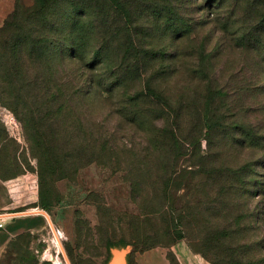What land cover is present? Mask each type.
Here are the masks:
<instances>
[{"label": "rangeland", "instance_id": "obj_1", "mask_svg": "<svg viewBox=\"0 0 264 264\" xmlns=\"http://www.w3.org/2000/svg\"><path fill=\"white\" fill-rule=\"evenodd\" d=\"M127 1L129 15L107 0H56L45 14L55 29L15 22L23 36L37 30L66 45L61 54L50 44L59 54L40 76H9L0 50V214L44 201L63 234L58 246L45 219L12 237L0 264H55L48 251L64 264H105L108 240L122 239L132 258L162 249L181 264L171 248L183 241L206 264H264V0ZM38 5L0 0V29L16 8L28 15ZM72 14L89 35L84 63L101 62L97 71L68 54ZM81 72L114 91L91 101L53 94ZM147 80L182 107L177 120L138 99ZM208 97L218 114L209 141ZM168 124L180 126L179 148L160 137ZM195 133L200 143H189Z\"/></svg>", "mask_w": 264, "mask_h": 264}, {"label": "trees", "instance_id": "obj_2", "mask_svg": "<svg viewBox=\"0 0 264 264\" xmlns=\"http://www.w3.org/2000/svg\"><path fill=\"white\" fill-rule=\"evenodd\" d=\"M107 1L111 4L114 9H116L117 12L129 15V4L127 0ZM54 3H56V0H39V5L37 7L32 8L31 12L28 15H23L20 10L16 8L5 20L4 25L0 29V50H3V60L1 61V64L6 67L9 76H13V78H19L20 76L27 77L33 75H36V77L40 76V74H42L43 72L42 69L44 68V65L41 66L42 61H44V64H46V62H50L54 58H56L54 54H59L56 50L49 52L50 44H53L54 46L57 45L58 51L61 54H66V45L57 44L56 41H50V44H47V42H45V40L48 39L47 36L41 33L37 34V30H34L35 32L31 35L27 34L23 36L21 31H19L21 27L18 28L19 25H16L17 27L15 28V22L18 23L17 21L21 20L30 25L33 24V27H37V24L43 28L48 29L50 27L52 29L54 27L55 29L57 27V23L55 22L53 24V22L51 21L52 18L48 20V16L45 15L48 11H50L49 9ZM74 11L76 13L78 12L77 9ZM72 15V17L70 16L71 19L69 20V24L66 28V30L68 31L67 36L63 37V39L65 40L68 36L70 38L69 41L71 43L67 45V49H69L68 54L69 56H71V59L74 60L75 63L79 62V64L83 65L89 72H93L94 70L97 71L99 69L98 66L101 62H96L93 65L89 66L88 64L84 63V50L86 47V39L87 37H89V35L85 33V30L77 29L79 18H81L82 16H78V14ZM23 17H25L24 20ZM13 30L18 32H15L10 37H8L7 33ZM94 53L97 55H102L103 51L98 50ZM261 56L262 61L264 62V54L262 53ZM102 62L104 63V61ZM87 66L89 68H87ZM256 69L259 70L260 73H264V65L259 66ZM98 75L99 74L93 76L89 75V73L87 74V72L86 74L85 72H81L79 74L78 81L74 80L64 84L66 88H64V86L62 85L57 86L53 94L58 91H68L66 92V94L69 93V96H67L68 100L72 95H80L81 97H83L84 100L87 101H91L97 96L104 97V95L106 96V94L110 95V93H112V91L114 90L105 86V83H103L101 79L97 78ZM145 86L146 90L141 92L138 99H142V101L147 100L149 102H156V100L159 101L157 103L164 104V106L168 108L169 113L167 114L171 116L173 120H177V113L181 112L182 107H174L173 105L175 103V100H173L171 96H165V93L160 88L155 87L153 83L150 82V80H147L145 82ZM47 93L50 95V90ZM211 102L212 98L208 97L205 102V105L203 106V110L201 111V121L203 122L204 129H206L204 138L208 141L211 140V132L216 127L218 118L216 109H211ZM178 103L180 105L181 101L179 100ZM182 126L185 127V124ZM249 132H251V130L247 128V124L244 122V137L246 141H249L248 139L251 135ZM182 134L183 133L180 130L179 125L168 124L163 127L160 137L163 140L164 144L179 148L180 141L182 142L185 140V138L182 137ZM202 137L203 135L199 136L198 133H195L192 135V138L189 143H194L198 141L200 143V139ZM40 206L42 209H49L48 204L44 201L40 204ZM0 229L2 228L0 227ZM176 230L178 233V239L183 238V231L179 227ZM227 234L228 228H224L220 231L221 237H227ZM107 244L109 250L115 246L122 247L132 245L134 247L133 243H130L123 239L118 242L108 240ZM131 253L129 255V264H133V258ZM107 262L108 260L105 264H107Z\"/></svg>", "mask_w": 264, "mask_h": 264}, {"label": "crops", "instance_id": "obj_3", "mask_svg": "<svg viewBox=\"0 0 264 264\" xmlns=\"http://www.w3.org/2000/svg\"><path fill=\"white\" fill-rule=\"evenodd\" d=\"M2 196L0 192V197ZM1 209V208H0ZM43 210L40 207L34 210ZM31 211V210H30ZM18 212L8 210L4 214H11L2 217L5 220V225L0 229V253L3 251L8 242L19 234L25 232H35L40 231L41 228L48 222L47 217L42 213H34L30 215H12ZM171 250L176 254L178 260L181 264H206V262L198 255L194 254L189 246L183 242L179 241L174 244ZM168 250L164 251L162 249L149 250L146 252H138L133 258V264H170L168 257Z\"/></svg>", "mask_w": 264, "mask_h": 264}, {"label": "water", "instance_id": "obj_4", "mask_svg": "<svg viewBox=\"0 0 264 264\" xmlns=\"http://www.w3.org/2000/svg\"><path fill=\"white\" fill-rule=\"evenodd\" d=\"M34 213H42L44 214L47 219H48V223L50 225V227L52 228L54 234L56 236L58 235V229L55 227L51 216L49 215V213L45 210H31V211H23V212H18L12 215H27V214H34ZM7 215H11V214H0V217H4ZM60 242V240H59ZM132 252V246L128 245V246H115L112 247L110 249V259L108 260L107 264H129V255Z\"/></svg>", "mask_w": 264, "mask_h": 264}, {"label": "bare ground", "instance_id": "obj_5", "mask_svg": "<svg viewBox=\"0 0 264 264\" xmlns=\"http://www.w3.org/2000/svg\"><path fill=\"white\" fill-rule=\"evenodd\" d=\"M34 210V209H33ZM36 210H39V209H36ZM58 232L60 233V235L61 236H63V234H62V231L61 230H59L58 229ZM55 235V234H54ZM65 237V236H64ZM64 239V238H63ZM59 240H60V238H59V236H56L55 235V238H54V242L59 246ZM48 255L50 256V259H51V261H53L55 264H64V262L60 259V257L59 256H54V255H52L51 253H50V251H48Z\"/></svg>", "mask_w": 264, "mask_h": 264}]
</instances>
